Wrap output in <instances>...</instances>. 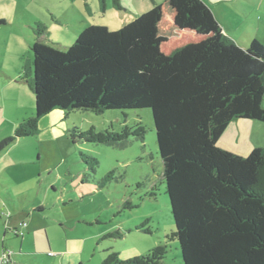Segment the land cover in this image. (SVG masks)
<instances>
[{"label": "rangeland", "instance_id": "1", "mask_svg": "<svg viewBox=\"0 0 264 264\" xmlns=\"http://www.w3.org/2000/svg\"><path fill=\"white\" fill-rule=\"evenodd\" d=\"M121 3L124 10L116 9L112 0H106L103 11L100 0H0V19L5 20L0 26V104L6 103L7 118L12 120L20 109L35 108L34 94L23 80V66L33 57L30 46L35 40L33 28L37 22L47 26L45 42L65 50L69 46L62 43L66 34L75 36V41L79 30L91 23L122 30L136 19L144 20V24L139 23L142 32L160 38L166 46L155 45L152 51L131 56L132 66L161 78L186 70L185 66L172 65V52L167 49L170 43L175 49L209 41L211 50L226 55L222 61L231 64L233 58L240 83L250 77L246 69L251 68L235 56L236 51L228 56L224 42L241 49H246L254 39L264 45V0H122ZM2 69L15 74L20 71V80L16 77L10 81ZM230 81L236 84L235 77ZM231 83L222 85L217 103L224 100L223 94H228ZM125 112L127 118L122 110L103 114L77 111L71 114V119L81 130L94 127L97 132L110 125L120 131L126 120L130 125L140 121L146 128L144 141L131 137L122 145L73 143L68 135L57 136L49 122L42 120L37 135L15 141L0 153L1 264H6L2 253L4 241L10 255L12 251L18 253L21 245L22 253L39 252L32 260L39 256L43 264H48L49 245L53 253L65 254L50 257L57 264H101L110 247L121 258H133L159 244L167 245L164 264H184L179 241L167 237L176 230V223L163 177L152 110ZM252 122L253 143L264 147V122ZM13 128L9 120L1 125L0 141L5 135H12ZM80 150L99 160L95 173L84 169ZM111 170L112 177L106 178ZM151 192L156 195L150 196ZM125 202L133 206L124 207ZM35 206L43 210L33 211ZM145 220L150 233L139 228ZM20 225L24 228H19ZM8 226L25 235L13 238L12 232L5 234ZM118 230L122 236L110 235Z\"/></svg>", "mask_w": 264, "mask_h": 264}, {"label": "trees", "instance_id": "2", "mask_svg": "<svg viewBox=\"0 0 264 264\" xmlns=\"http://www.w3.org/2000/svg\"><path fill=\"white\" fill-rule=\"evenodd\" d=\"M100 1L105 11L106 0ZM112 1L116 9H125L121 0ZM4 23L0 19V26ZM33 29V57L23 66V80L35 97L34 115L0 141V153L15 141L37 135L42 118L54 110L63 111L66 119L77 111L109 110H122L127 118L126 110L149 108L176 223L167 237L179 241L184 264H264V147L242 156L218 146L234 119L264 122V45L254 39L241 49L224 42L228 56L236 51L251 68L246 69L250 77L245 82L235 74L233 58L231 64L222 61L226 55L211 50L209 41L175 48L171 63L186 70L161 78L133 68L121 29L91 23L65 50L45 42L44 23L37 22ZM225 83H231L228 94L217 103ZM145 133L140 121L130 125L127 120L120 131L112 125L101 132L77 125L68 130L73 143L105 145H122L131 137L144 141ZM79 154L84 169L95 173L99 160L82 150ZM127 206L133 205L125 202ZM147 223L139 228L150 233ZM110 235L122 236L119 230ZM107 251L101 264H164L168 252L166 244L133 258H121L111 247Z\"/></svg>", "mask_w": 264, "mask_h": 264}, {"label": "crops", "instance_id": "3", "mask_svg": "<svg viewBox=\"0 0 264 264\" xmlns=\"http://www.w3.org/2000/svg\"><path fill=\"white\" fill-rule=\"evenodd\" d=\"M165 4H163V5H165ZM150 16H147V18ZM136 20L137 21L132 23L131 26L122 28L124 45L129 50L132 57L133 56L137 57V55H140L144 51H149L150 49L152 51L153 46H155V45L158 47L159 46L161 47L163 45L166 46V43L162 44L164 42H161L160 38H156V37L154 38V36H149V35L147 36L146 32L143 33L142 31L144 29H141V27L139 26V23L144 24L145 21L144 20L141 21L139 19H136ZM150 30H152V29H150ZM75 31H76V33H78L77 30H74V32ZM66 37L67 38L65 39V41H62V43L66 44V45H68L70 42H72L75 38V36H73L71 34H66ZM170 45H171V43L168 45L169 48H167V49L169 50V52H170V50L172 52V50L174 48L171 47L172 45L171 46ZM177 47L178 46H176V48ZM1 72L7 74L6 76L8 79H10V81H12V79H14L16 77H18L17 80H20V76H21L20 71L16 72V74H15L13 72H8L6 69H2ZM34 110H35V108H32L28 111L27 110L23 111L22 109H20L19 112H16V116L12 120H10L9 118H7V114H6V103L3 102L0 104V126L3 125L7 120H9L10 123L12 124V127H14L13 129L15 130L16 126L23 119L31 117L34 115ZM42 120H47L46 122H49V126L52 128V130L55 132V134L57 136L59 134L60 135L65 134V135H68V138H69V134H68L69 127L72 125H77L76 122L71 119V116L66 119L64 117L63 111H61V110H54L53 112H51L50 114H48L44 118H42ZM252 121H254V120H251V119H234L231 122V124L229 125L228 129L224 132V134L218 140V146L223 148V149H226V150L232 151L234 153L240 154L242 156H247L254 148L260 147V146L254 145L253 140H252V138H253L252 129L254 127ZM6 136L7 137L11 136V134L5 135L4 137L6 138ZM2 139H4V138H2ZM37 208H42V210H43V207L35 206V207H33V211ZM19 228H24V227H22V225H20ZM12 229H16V228H10V226H8L6 228L5 234H7V231L12 232ZM13 238H14V233H13ZM20 248H21V245L19 246L18 253H15L14 251H12V254L7 256L9 261L11 260L13 262V263L11 262L12 264H43L42 259L39 256H38L37 260H35V261L32 260V257L34 256V254H39V252L22 253L20 251ZM6 252L7 251L5 248V241H4L2 243L3 257H4V254ZM15 254L17 256H15ZM64 255H65L64 253H61V254L53 253L51 250V246L49 245V252H47L48 264H57L56 261H54L53 259H50V257H54V256H60V257L62 256L63 257ZM11 257H14L15 260H12ZM22 258L23 259L25 258L28 260L25 261V259L22 260ZM1 262L2 261H0V264H1Z\"/></svg>", "mask_w": 264, "mask_h": 264}, {"label": "built area", "instance_id": "4", "mask_svg": "<svg viewBox=\"0 0 264 264\" xmlns=\"http://www.w3.org/2000/svg\"><path fill=\"white\" fill-rule=\"evenodd\" d=\"M23 226H26V223H23L22 224ZM10 255V252L8 251L6 254H4V256H6V258L4 257V260L3 261H5V263L6 264H12L10 261H9V259L7 258V256H9Z\"/></svg>", "mask_w": 264, "mask_h": 264}]
</instances>
